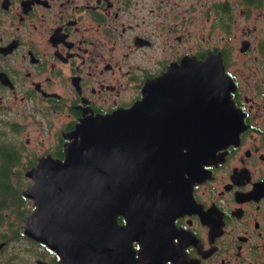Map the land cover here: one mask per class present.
I'll return each mask as SVG.
<instances>
[{
    "label": "flooded vegetation",
    "instance_id": "af4514ba",
    "mask_svg": "<svg viewBox=\"0 0 264 264\" xmlns=\"http://www.w3.org/2000/svg\"><path fill=\"white\" fill-rule=\"evenodd\" d=\"M160 78L169 133L228 118L229 103L239 125L161 239L127 240L125 261L264 264V0H0V190L22 197L0 199V264H60L23 233L27 172L62 160L87 118L134 107ZM220 86L223 116L210 99Z\"/></svg>",
    "mask_w": 264,
    "mask_h": 264
},
{
    "label": "water",
    "instance_id": "95a60500",
    "mask_svg": "<svg viewBox=\"0 0 264 264\" xmlns=\"http://www.w3.org/2000/svg\"><path fill=\"white\" fill-rule=\"evenodd\" d=\"M160 79L134 107L87 118L62 160L42 158L27 172L31 184L21 194L34 208L22 218L23 233L60 253V264H133L125 261V242L136 236L160 240L201 180L203 165L237 132L229 103L228 118L204 115L201 124L169 133L172 127L163 124L168 87ZM222 89L210 93L211 100L221 98L214 110L221 116L222 103L229 101ZM100 241L106 249L95 244Z\"/></svg>",
    "mask_w": 264,
    "mask_h": 264
},
{
    "label": "trees",
    "instance_id": "16d2710c",
    "mask_svg": "<svg viewBox=\"0 0 264 264\" xmlns=\"http://www.w3.org/2000/svg\"><path fill=\"white\" fill-rule=\"evenodd\" d=\"M3 185H7L8 184V178L4 177V176H0ZM0 199H4V200H19L22 199L20 192L18 189H14L13 187H5L4 189L0 190Z\"/></svg>",
    "mask_w": 264,
    "mask_h": 264
},
{
    "label": "rangeland",
    "instance_id": "374dc122",
    "mask_svg": "<svg viewBox=\"0 0 264 264\" xmlns=\"http://www.w3.org/2000/svg\"><path fill=\"white\" fill-rule=\"evenodd\" d=\"M13 179H15V177L13 176ZM22 180V179H21ZM20 180V181H21ZM13 223V225H19V223L17 222V221H15V222H12Z\"/></svg>",
    "mask_w": 264,
    "mask_h": 264
}]
</instances>
